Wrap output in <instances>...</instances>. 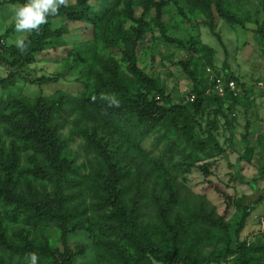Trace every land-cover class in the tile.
Returning a JSON list of instances; mask_svg holds the SVG:
<instances>
[{"label":"rangeland","instance_id":"1","mask_svg":"<svg viewBox=\"0 0 264 264\" xmlns=\"http://www.w3.org/2000/svg\"><path fill=\"white\" fill-rule=\"evenodd\" d=\"M151 1L163 2L158 22L154 9L145 8L142 0H109L95 6L96 15L109 17L104 31L98 19L93 24L59 21V25L67 26V33L25 68L29 82L18 84L13 93L31 104L38 97L59 93L73 97L59 122L60 137L66 139L67 158L73 161L82 185V177L103 160L85 135L94 133L96 141L124 155L130 178L142 179L148 173L151 182L157 178L158 195L172 203L175 210L184 213V207H190L203 209L213 217L225 216L228 232L196 223L187 226L185 237H197L202 255L216 257L227 242L233 248L241 242L264 243V200L254 205L241 228L237 209L242 198H257L255 191L264 196V178L252 184L264 167V91L257 88L258 83H264V0H228L227 11L240 24L218 18L213 8V30L204 24V14L194 0ZM17 6L14 0H0V40L6 46L31 34L14 31ZM136 31L141 34L139 39ZM0 75H4L1 68ZM216 75L237 77L246 90L233 101L209 99L206 95L212 92L208 88ZM41 76L57 81L39 86L33 81ZM112 76L126 86L129 98L139 92L149 100L162 98L157 102L170 109L168 118L153 129L144 119L117 126L112 111L125 103L122 92L110 94L118 101L116 104L103 96L96 102L88 100L100 80ZM198 91L202 104L197 109L192 103L195 99L190 98ZM11 110L0 112V148L5 155L20 153V182L29 180L38 187L33 177L37 152L23 128L15 127ZM203 165H207V171L198 168ZM79 189L72 205L89 212L90 196L85 186ZM143 210L149 213L148 219L154 206L146 202ZM171 217L176 222L174 215ZM0 224L15 243L27 235L37 243L52 242L58 234L51 225L39 228L20 222L6 212L3 196ZM89 229L88 235L80 231L68 239L71 249L77 252L73 264H119ZM0 258L5 264H27L17 257L10 259L1 248ZM236 258L228 256L214 264H235ZM37 264L47 263L39 259ZM202 264L210 263L206 260Z\"/></svg>","mask_w":264,"mask_h":264},{"label":"trees","instance_id":"2","mask_svg":"<svg viewBox=\"0 0 264 264\" xmlns=\"http://www.w3.org/2000/svg\"><path fill=\"white\" fill-rule=\"evenodd\" d=\"M108 1L66 0V3L59 7L57 14L49 16L47 22L41 25L39 32L33 31L25 38L27 48L24 52L19 51L15 45L6 46L0 40V68L4 70V75H0V112L11 108L15 127L23 128L27 139L32 142L38 155L37 171L33 177L40 184L36 187L29 180L21 183L17 173L20 153L12 151L5 155L0 148V169L4 170V174L0 175V196H3L6 212L18 218L20 222L39 228L51 225L58 232L56 240L52 242L45 240L43 243H37L27 235L15 243L7 231L1 229L0 224V248L10 259L17 257L27 261L28 254L35 253L37 262L42 259L47 264H73L77 252L69 246V237L80 231L88 235V229L92 228L94 235L99 239V245H105L104 250H111L110 254L118 259L119 264H153L152 261L161 264H202L206 260L214 264L228 256H237L235 264H264V243L259 241L252 244L237 243L234 248L227 242L223 252L218 253L216 257L202 255L197 237H185L187 226L196 223L220 232H228L230 226L226 223L225 216L213 217L203 209L190 207H184V213L175 210L172 203L158 195L157 178L151 182L149 173L142 179L138 176L130 178V166L123 158L124 155L121 156L116 149L96 141L94 133L85 132V135L92 150L103 160L97 166H92L90 172L82 177V185L77 179L78 173L73 161L67 158L66 139L60 137L62 125L59 122L67 114L66 104L73 97L59 93L38 97L31 104L13 93V88L18 84L29 82L25 68L34 64L39 56L50 49L54 41L67 33V26L59 25V21H87L93 24L98 19L97 22H102L99 25L100 30L104 31L108 25L106 19L109 17L107 14L96 15L94 7H100ZM194 1L204 14V24L209 30L214 27L213 8L218 18L240 24V21L227 11L228 0ZM14 2L20 5L25 3V0ZM142 4L145 8L154 9L158 22L163 2L142 0ZM136 32V38L139 39L141 34ZM214 77H219L225 82L232 79L237 91L233 94L226 90L223 98L212 96L213 93H204L209 99L233 101L246 90L237 77ZM56 81L55 78L41 76L33 82L43 86ZM212 84L213 81L208 89L212 90ZM114 92H122L125 101L120 109L112 111L119 127L126 126L127 122L140 123L144 119L147 127L153 129L170 114V109L158 105L157 100L162 99L158 96L155 100H149L145 94L139 92L135 97L129 98L126 86L119 83L114 76L101 79L88 100L96 102L103 96L105 100L111 101L110 94ZM200 95L201 92H195V100L192 102L196 104L197 109L202 104ZM198 168L208 170L207 165ZM258 178H264V167L259 169L252 180L253 186ZM81 186H85L92 201L89 212L86 209L79 211L77 205H72ZM255 192L257 198L247 196L237 203L240 228L254 205L261 199L264 200L260 191ZM146 202L154 206V211L148 219L146 217L149 213H144L143 210ZM173 215L177 219L176 222L171 217ZM0 264H5L2 258Z\"/></svg>","mask_w":264,"mask_h":264},{"label":"clouds","instance_id":"3","mask_svg":"<svg viewBox=\"0 0 264 264\" xmlns=\"http://www.w3.org/2000/svg\"><path fill=\"white\" fill-rule=\"evenodd\" d=\"M65 3L66 0H25V3L14 9V31L20 34L39 32L40 26L47 22V18L56 15L59 7ZM13 43L21 52L27 48L23 39H15ZM111 103L116 104L118 101L112 99ZM26 260L27 264H37L35 253H29Z\"/></svg>","mask_w":264,"mask_h":264},{"label":"built area","instance_id":"4","mask_svg":"<svg viewBox=\"0 0 264 264\" xmlns=\"http://www.w3.org/2000/svg\"><path fill=\"white\" fill-rule=\"evenodd\" d=\"M257 88H260L264 91V83H258ZM212 90H210L214 95H218L219 97H223V94L226 90L230 91L231 93L235 94L237 91V87L235 82L232 79L227 80L226 82L223 81L219 77H215L213 84H212ZM194 98V96H191V100Z\"/></svg>","mask_w":264,"mask_h":264}]
</instances>
